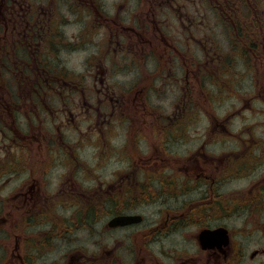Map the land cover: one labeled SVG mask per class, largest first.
<instances>
[{"label":"flooded vegetation","instance_id":"obj_1","mask_svg":"<svg viewBox=\"0 0 264 264\" xmlns=\"http://www.w3.org/2000/svg\"><path fill=\"white\" fill-rule=\"evenodd\" d=\"M105 3L0 0V264H264V0Z\"/></svg>","mask_w":264,"mask_h":264},{"label":"rangeland","instance_id":"obj_2","mask_svg":"<svg viewBox=\"0 0 264 264\" xmlns=\"http://www.w3.org/2000/svg\"><path fill=\"white\" fill-rule=\"evenodd\" d=\"M100 1H102V0H100ZM117 1L118 0H106V3L105 4L108 7H111ZM135 2H136L135 8H139V7H141L145 3V0H135ZM58 16L59 17H62L63 16V17L70 18V19L72 17L77 18L76 16H74L71 13L70 14L69 13L68 14H64V11H62L61 13H59ZM72 20L73 19H71V21ZM75 23L70 22L69 24H67V27H70V26H72V24H74L69 30H67L68 31L67 32V35H69V37L72 38L73 40H75V38H76L75 34H78L79 33V27L82 25L83 22H82L81 18L78 16V20ZM76 27H78L77 30H75ZM83 33H85V35L83 37V42H84V44L86 46V48L83 49L84 46L82 45V49H83L84 53H78V52L70 53V52L63 51L62 54H61L62 60H63V64L66 67L73 68V69L75 68V71L76 72H75V74H73V76H76L78 78H79V75L81 74V72H84V69L85 68L84 67L81 68V66L83 65V61H84L85 55L87 56V54H88V40H89V36H88L87 31H84ZM73 36H75V37H73ZM76 40H78V38ZM76 40L74 41L75 43H77ZM103 49H104V46L101 45L100 48H99V50L102 51ZM89 81H90V84H92V82H91L92 80H89ZM76 83L79 84V87H80V84L83 87H85V88L92 87V85H90L88 81H82V78L81 77H80L79 81H76Z\"/></svg>","mask_w":264,"mask_h":264}]
</instances>
